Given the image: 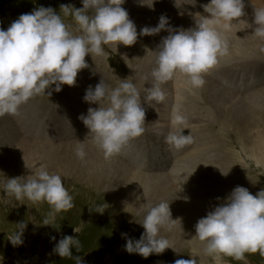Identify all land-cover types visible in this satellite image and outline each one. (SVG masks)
<instances>
[{
    "label": "rangeland",
    "instance_id": "rangeland-1",
    "mask_svg": "<svg viewBox=\"0 0 264 264\" xmlns=\"http://www.w3.org/2000/svg\"><path fill=\"white\" fill-rule=\"evenodd\" d=\"M243 2L245 14L233 24V29L223 32L228 41V54L219 57L218 66L203 74V87L193 89L187 77L179 72L162 85L168 94L172 81L178 84L179 101L171 104L170 120L177 111L185 118L192 116L189 123L192 126L183 134H190L193 143L178 153V163L186 166L176 175L181 182L188 177L185 182L190 180L196 185L192 194L179 196L169 176L156 184L146 177L133 180L130 171L136 166L130 169L121 153L106 160L89 137V129L78 118L87 114L89 107H98L83 100L90 85L94 87L104 79L115 88L122 79L132 81L141 92L142 107L147 110L145 132L132 139L124 149L143 154V164L150 161L157 150L170 149L166 141L157 147L154 127L149 122L152 107L143 97L144 89L151 87L153 80L154 51L169 34L166 30L156 35H138L134 45L120 44L117 52L113 47L112 50L106 48L103 55H87L89 67L78 72L74 86L65 84L61 91H52L50 96L46 93L51 89H46V93L35 95L21 105L17 115L0 117V264H76L75 259L61 258L52 251L65 235L78 237L80 251L73 248L72 253L74 257L79 256L83 264H170L183 259L184 253L170 250L144 258L125 250L130 235L138 238V232H144L136 221L143 220L149 206L168 201L171 218L179 217L184 223L185 218L191 220L190 233L195 236L198 217L206 216L236 186L248 188L253 195L264 190V168L241 151L256 142L257 134L264 135V39L253 33L254 12L258 7L254 1ZM205 3L208 0H197L196 4ZM61 4L83 6L81 0H0V27L6 30L21 14L30 13L41 5L59 12ZM122 7L128 11L138 33L145 26H156L161 14L169 18L173 28L195 27V23L184 21L190 17L186 11L190 9L181 8L185 15H178L173 0H156L154 9L141 6L139 0H125ZM65 22L75 33L72 18L67 17ZM168 125L166 133H173L176 128L173 130L174 126ZM80 143L87 153L83 161L75 152ZM231 151L239 153L240 158L234 159ZM218 152L223 153V157L218 158ZM219 160L225 167L219 166ZM40 166L46 167L50 174L61 175L73 197L74 206L57 213L53 226L42 225L51 211L46 202L33 204L25 199L21 204L3 191L6 178L30 175L33 168ZM168 169L165 166L160 171L143 169V172L167 176ZM134 189L141 192L134 204L130 205L127 200L120 204L114 200L119 191ZM185 196L189 199L185 200ZM21 222L26 224L21 235L23 243L13 246L9 238L18 233ZM73 228L81 231L75 233ZM53 236L55 240L51 239ZM177 238H172V246ZM188 243L193 247L191 253L199 255L197 264H217L213 256L206 254V242L195 236ZM161 257L164 259L159 260ZM220 264H264V255L246 253L244 260L225 256Z\"/></svg>",
    "mask_w": 264,
    "mask_h": 264
},
{
    "label": "clouds",
    "instance_id": "clouds-1",
    "mask_svg": "<svg viewBox=\"0 0 264 264\" xmlns=\"http://www.w3.org/2000/svg\"><path fill=\"white\" fill-rule=\"evenodd\" d=\"M81 2L83 6L79 8L61 4L59 12L41 5L30 13L21 14L6 30L0 27V117L17 115L21 105L35 95L46 93V89H51L46 93L50 96L52 91H61L65 84L74 86L78 72L89 67L87 55H103L106 48L112 50L113 47L117 52L118 45H134L138 35H156L161 30L169 34L154 51L153 80L151 87L144 89V101L152 107L154 103L163 102L162 85L177 72L187 77L193 89L201 88L205 84L203 74L217 65L219 57L228 54V41L223 32L231 30L233 21L245 14L243 0H208L201 5L208 15L186 10L194 18L195 27L173 28L169 18L161 14L156 26H145L138 33L128 11L122 7L125 0ZM155 2L139 0L141 6L150 9H154ZM196 3L197 0H173L178 15L185 14L180 11L183 5L195 6ZM67 17L72 18L75 33L79 34L70 30L65 22ZM253 23L255 36L264 39V8H255ZM83 100L98 105L89 107L87 114L78 118L89 129V137L106 160L120 154L132 139L145 132L146 111L141 104V92L132 81L122 79L112 88L101 79L85 90ZM171 124L178 132L165 137L170 150L178 152L193 143L190 134H183L187 120L179 111L172 115ZM75 152L81 161L87 155L83 143L76 146ZM181 183L179 190H182ZM3 191L21 204L25 199L33 204L46 202L51 211L42 225L53 226L57 213L74 206L62 176L50 174L44 166L33 168L32 174L27 176L6 178ZM184 199L189 198L185 196ZM173 220L168 201L149 206L143 220L136 221L144 232L139 239L128 238L125 250L144 258L162 254L168 248L177 252L168 239L160 236L161 228L170 227L169 222ZM20 224L18 233L9 238L13 246L23 243L21 235L26 224ZM73 231L79 233L81 229L73 228ZM195 236L206 242L205 252L213 256L217 264L225 256L244 260L246 253L264 255V190L253 195L248 188L236 186L223 202L198 219ZM73 248L80 251L78 237L65 235L52 251L61 258L75 259L76 264H83L79 256H73ZM174 264L197 262L194 258L177 259Z\"/></svg>",
    "mask_w": 264,
    "mask_h": 264
},
{
    "label": "bare ground",
    "instance_id": "bare-ground-1",
    "mask_svg": "<svg viewBox=\"0 0 264 264\" xmlns=\"http://www.w3.org/2000/svg\"><path fill=\"white\" fill-rule=\"evenodd\" d=\"M251 1L252 2L254 1L255 6H257L258 8H264V0H251ZM201 5H203V4H200V5L196 4L195 6L183 5L182 8L190 9V10H192L193 13L200 12L203 15H208L207 13H204L203 8L201 7ZM157 8H161V7H156V9ZM166 8H169V7H166ZM173 8L177 9L176 7H173ZM188 17H189V15H188ZM184 19H185L184 21H189V22L195 23L194 18L192 16H190L189 18L186 17ZM238 21H239L238 19L234 20L233 24H235ZM233 28L234 27L232 25L231 29H233ZM236 59L238 61V57ZM234 60H235V58H234ZM237 61H235V62H237ZM216 66H218V65H216ZM210 70H209V72H210ZM116 77L117 76H115V78ZM177 87H178L177 82L175 80L172 81L171 87L168 88L170 92H168V94L166 92H164V93H166V95H168V97L166 99H164L163 102L154 103L153 107L151 106L152 108H150L151 109V111H150V120L149 119L148 120H149V122L151 121V124L153 125L152 127H154V131H155L154 133L156 135L155 137L157 139V144H158L157 147L159 146V144L161 142L166 141L165 137L168 135L166 133V125L167 124H169L168 126L172 125V124H170L171 120L169 118L171 116L170 115V111L172 110V109H170V107H171V104L173 102L176 104L179 101L178 100L179 97L177 95V93H178L177 92ZM162 89H163V91L166 90V88H164L163 86H162ZM191 119H192V116H188V115L186 116V120H187L186 127L187 128H188V126H192V125H189ZM160 124H163L164 127L160 128L159 127ZM175 128L176 127H174L173 130ZM175 131L177 133L178 132V128H176V130H174L172 132L174 133ZM256 137H257V140L251 147L243 148V150H241V151H243L248 157H250L251 160L254 161V163L256 165L262 166L264 168V135L257 134ZM185 150H186V148H184L183 150L178 151V152L175 151V150H171L170 151V149H165V148L162 151H160V152L157 150L156 154L150 156V159H149L150 161H147L145 164H143L144 159H145L143 154L138 153V151H133L132 149H130V151H127L126 149H123L121 154H123V156H125L126 162L130 166V169L132 167L136 166V169L134 171H130V175H131L133 180H138L139 178L143 179V177H146V178H150V181L153 180L152 184H156V183H159V181L163 180L162 178H166L168 176L172 177L173 178L172 181L174 182V190H175L176 193L179 192L178 195L180 196V195H185V194H192L195 191V188H196V185H194L192 183V181L188 180L187 183L186 182L185 183H181V181H180L181 178L176 176V175L179 174L180 171L183 170V167L186 166L184 164L178 163V161H177L178 157H179V154L182 153ZM163 153H164V155H163ZM218 153H219L218 154V158H219V156L223 157V155H224L223 153H221V152H218ZM230 153L233 155L234 159L238 160V158H240V154L239 153L237 155H236V153H234L232 151ZM165 166H167L169 168L168 169L169 173L167 174V176L164 173H157V174L156 173H154V174L152 173V174H150V173H147V172H143V169L147 170V171L149 169H151V170L155 169V171H160ZM219 166L220 167H225V164L220 161L219 162ZM180 183H181V189L182 190H179ZM134 186H137V185H134ZM183 188H185V189H183ZM140 195H141V192H138L137 189H134L133 191L121 190V192L119 191L116 194V197H114V200L116 202H120V204H121L122 201L124 202V200H127V202H130V205H132V204L135 203V201L139 198ZM189 203L191 204L192 202L189 201ZM121 214H124V213H121ZM199 218H201V217H198V219ZM173 219H174L173 221L169 222L170 223V227L169 226L162 227L163 229L160 230L161 231L160 236L163 237V238L168 239L170 242L173 241L172 238H174V237L177 238L178 237L176 239V242L173 245V248L176 251H181L182 253H184L183 259H193V258L196 259V257H198L199 255L197 254L198 255L197 256V255L191 253L192 252L191 249L193 247H190L189 246L190 243H188L190 238H192V237L194 238L195 237L193 232L190 233V230L192 231L193 222L191 220H188L187 218H185L186 219L185 223L183 221H181V219L179 217H175ZM131 233H132V231H131ZM141 234H142V232H138V238H140ZM130 237L132 238L134 236L130 235ZM134 238L138 239L137 237H134ZM170 250H173V249L172 248H168L165 251H170ZM157 259H159V258H157ZM163 259L164 258L159 259V260H163ZM155 261L158 262V260H155ZM160 264H166V262H160ZM170 264H174V262H171Z\"/></svg>",
    "mask_w": 264,
    "mask_h": 264
}]
</instances>
